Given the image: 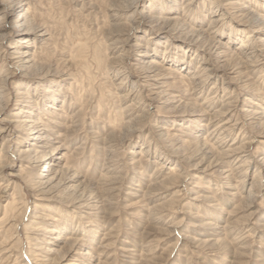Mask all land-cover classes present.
<instances>
[{
	"label": "rangeland",
	"instance_id": "1",
	"mask_svg": "<svg viewBox=\"0 0 264 264\" xmlns=\"http://www.w3.org/2000/svg\"><path fill=\"white\" fill-rule=\"evenodd\" d=\"M123 1L30 0L29 10H32L31 13L33 12L32 14L35 16L33 18H35L36 22L49 26L48 32L50 34L46 44L36 45H39L35 49L36 52H39L35 57L38 69L33 72L31 80L39 81L40 84L36 89L32 83L27 85L29 87L28 90L31 92L29 95L32 96V93H35L39 98L41 96L40 99L44 98L46 96V87L53 80L58 84L62 92V95L57 97L58 100L54 106L60 108L64 96L67 101L65 105H68L72 101L73 106H71L72 110L67 111L68 113L64 109L66 106H63L65 113L55 111L56 113L49 114L48 118L50 117V119L57 120L58 122H67L65 124L68 126L67 115L71 112L80 111L76 115V120L78 118L76 131L74 133L69 132L70 134L66 133L64 139L60 140V143L67 147V159L62 164L69 167L76 174H80L79 182L73 183L70 188H64L62 194L52 198L53 200L44 201L38 209V211L48 214V218H55L56 223L61 227L58 233L69 240V243L66 239L59 243L58 251L48 257L50 258L48 264H66L67 260L61 261L59 259L63 255L66 256L64 259L74 258L75 261L72 262L73 264H77L82 259L84 260V256L79 253L91 250L96 253L104 252L103 256H101V261L104 264H130V260L122 257L118 248L128 245L127 243H130L129 241L133 239L140 241L137 237H134V234L150 231L149 226L151 228L154 227L157 232H153L151 236L148 235L142 239L149 242V246L139 256V258L144 259L142 264H264V200H246L238 196L231 197L227 194L228 191L224 185L226 182L223 181L224 179L221 178L218 172L208 173L202 179L194 178V175H198L199 173H196V170H193L190 165L194 164L192 159L198 157L196 154L200 146L196 140L197 138L194 140V135L196 133L200 136L204 135L206 131L204 124L208 119V115L203 116L201 119V131L197 132L196 128L190 125L189 122H180L179 124L183 127L179 124L175 126L170 125L168 121L160 122V119L170 114L168 110L171 107L169 108L164 103L154 102V106L148 109L147 104L149 101L143 97L141 101L139 100L140 104L137 105L138 107L136 104L132 106V109L126 107L127 104L122 95L136 79V73H133L135 77H128V71H130L128 66H130L132 58L138 51L137 49L130 50L129 53L126 52L125 56H120L121 51L119 48L114 49V46L111 44L117 38L114 36V31L117 28H114L112 25L114 24V18L111 16L113 10L110 9H114L116 3ZM243 1H251L252 5L258 2L264 6V0H255V2L253 0ZM203 3L208 7L212 3V0H203ZM165 6H162L159 0H144L143 3L145 10H157ZM198 6L194 13H190L192 15L190 17L196 15L200 19L202 12L199 9L200 5ZM176 8L179 14L183 11L178 6ZM228 17L223 23V41L227 40L230 25H234L230 20V15ZM201 20V26L205 28L209 17L201 16ZM145 21L151 23L149 20ZM157 27L159 26L156 24L152 27L144 26L143 28H146L148 31L146 35L139 32L132 39H136L138 43H143V46L147 47L146 49L149 52L153 49L161 51L166 46L164 43L167 37L171 41L177 40L174 32L168 31L161 34L156 30ZM149 33L154 38L160 37L159 35L162 36L161 39H158L159 44L154 45L155 41L153 43L148 41ZM240 33L235 36L236 38L233 43L230 44L232 48L243 39L245 32ZM181 51H179V54H182V59L184 58V62L186 63L193 54V51H184V49H181ZM119 61H122L121 65L126 68H121L124 70L121 72L122 75L116 77L115 73L119 66ZM196 65L197 62L193 61V66ZM121 69L119 67L118 70ZM62 73L65 74L63 75ZM261 73L257 70L251 75L252 80L248 82L251 84L250 87H254V91L261 94L255 93L252 94V98H248L252 102L263 106L264 75L260 76ZM58 74H61V78H58ZM122 78L125 83H120ZM16 81V84L13 85L14 88L27 84L23 82L22 78H17ZM214 82L215 78L203 84V93L195 100L196 103H200L204 99L208 93V89ZM169 85L181 90L188 87H186L184 81L177 78L172 79ZM241 87L244 88L245 86ZM238 92H240V89L233 91L230 97H234ZM255 96L257 98H254ZM138 97L139 95L137 94L134 102L137 101ZM44 99L46 100V98ZM218 105L216 104L215 106ZM193 107L195 106H189L191 109ZM262 108L264 109V106ZM6 110L7 112L15 111L13 102L9 103ZM126 112L131 117H135L136 115L134 120L129 121L130 124H127V119H125L124 114ZM132 122L135 126L140 124L144 126L142 129L140 127L129 133H125V126L128 125L129 127ZM155 125L164 126L166 130L168 129L166 135L160 136ZM47 126H49V129H56V127H52V124L47 123ZM245 128L248 130V138L250 136V138L258 139V142L252 145L250 154L262 153L264 151V139L257 137L259 128L250 127L246 124ZM111 133H114V137L111 138L112 141L110 143L107 142V147L103 148L105 145H100L102 148L98 149L99 143L97 141L108 138L107 136ZM235 134L236 131L233 132L232 136ZM124 135L126 137L121 140ZM262 140L263 143H260ZM52 144L50 143L49 145ZM110 148L113 150L111 160L117 159L115 165H112L113 162L106 155ZM173 149H178L177 155L180 158L177 157L176 159L171 155L167 158L166 151ZM162 154L166 156L164 158L165 161H162L169 168H162V161L159 160ZM178 158L181 160L176 162L179 160ZM132 161H134L133 164L135 165L129 164ZM125 162L127 163L124 164ZM23 167L21 168L23 178L17 179L16 184H11L9 191H6L4 188V180L8 179L7 174H3V176L0 174L3 178V180H0V264H32L30 261L31 246L33 243H42L41 238L39 239L37 235L29 231L30 221L34 213L32 207L34 195L31 194L26 182L28 181L27 178L31 175L30 168ZM111 167L114 168L112 169ZM104 170L110 171L108 175H115L116 171L121 176L123 175V179L119 185L121 186V191L119 193H110L109 190H106L108 188L106 185L99 184L98 187H100H97L99 190L96 196L99 200H103V205L97 213L91 216L85 214L83 212L85 210L82 211L68 207L66 200L71 195L80 193L83 189L85 191L93 189L90 187L91 180L98 179ZM18 171L20 172V170ZM68 173L71 172L68 171ZM255 173V170H253L249 176L245 173L241 174L243 177L240 174L234 176L233 180L238 181L236 190L240 196L246 195L249 184L252 181H256L254 177ZM184 176L187 179L183 180L182 177ZM244 178L247 181L242 186ZM263 178L264 174L261 175V180ZM131 183H133L132 185H138L137 187L140 189V192L137 193L138 197H130L124 194V191L127 190L126 187ZM152 183H154V186L149 190L151 196H148V193L147 196L146 194L144 195V192L148 189V185ZM176 185L181 186L175 188L174 186ZM168 187H172V191H168ZM97 189L94 191L96 192ZM4 192L6 194L10 193L11 196L6 198ZM197 194L202 196V198L198 201L192 200V197ZM204 197H209V199ZM250 205L251 208H249ZM163 209L169 212L165 213L166 215L164 214L165 216L160 220H144L150 211L153 212V216L155 217V213ZM182 212H185V214ZM194 214H200L201 220L199 218H192ZM196 220L203 221V223L210 221L221 226L228 224V226L223 229L221 234L212 236L213 245L207 246V248L195 249L189 241H180L181 236L179 235L182 233L193 236L194 232H191L192 224ZM48 222L49 224L52 223L50 220H46L43 223ZM91 224L95 226L100 225L92 242L88 238V236H91L89 229V225ZM170 224H179L181 226V230H178L179 234H173L165 242L164 240L154 242V239L161 237V232L166 230ZM80 226H85L83 227L85 231ZM109 230L112 232H110V238L107 240L110 248L106 250L100 248L98 245L102 238V234L100 233ZM211 231L212 229L209 230L205 225L200 229V232L205 235L211 233ZM158 232L159 234H157ZM208 234L206 237L210 236ZM244 235H247V237L242 239L244 245L240 246L238 245V240ZM74 237L86 239L90 248L73 244L69 238ZM195 237L197 238V236ZM238 247L244 248L239 249ZM165 249H167L165 252L169 253L162 255L163 257L160 259H154L155 256L160 255ZM210 249L211 251H209Z\"/></svg>",
	"mask_w": 264,
	"mask_h": 264
},
{
	"label": "bare ground",
	"instance_id": "2",
	"mask_svg": "<svg viewBox=\"0 0 264 264\" xmlns=\"http://www.w3.org/2000/svg\"><path fill=\"white\" fill-rule=\"evenodd\" d=\"M253 1L255 2V0ZM159 2L162 6H166L157 10H145L143 7L144 0H124L123 2L116 3L114 9H110L113 10L111 16L114 18V24L112 25L114 28H117L114 31V36L117 38L111 43L112 46H114V49L119 48L121 51L120 56H125L126 52L129 53L130 50L137 49L138 51L132 58L130 66H128L130 70L128 71V77H133V73H136V77L134 76L136 79L122 95V98L127 104L126 107L132 109L134 104L136 106L140 104L143 97L149 101L147 104L148 109L154 106V102L164 103L169 108L171 107L172 110L170 108V111L168 110L170 114L160 119V122L168 121L173 126L180 122H189L190 125L196 128L197 132L201 131V119L203 116L208 115V119L204 124L206 129L204 135L193 134L195 137L194 140L197 138L196 140L200 144L199 148L197 146L198 150L196 155L198 157L193 158L194 164L192 166L190 165L193 170H196V173H199L198 175L195 174L194 178L202 179L208 173L218 172L221 178L224 179L223 181L226 182L224 185L228 191L227 194L231 197L238 196L246 200H264V178L261 180V175L264 174V151L260 154H250L252 145L258 142V139L250 138V136L248 138V130L245 128V124L250 127H258L257 137L264 139V109L262 108L264 105L262 106L256 102H252L248 98L255 93L261 94L254 91V87H250L251 84L248 82L252 80L251 75L257 70L262 72L260 76L264 75V6L258 2L252 5L251 1L243 0H212V3L208 7L203 3V0H159ZM30 4V0H0V67H2L0 69V174L1 176L7 174L8 179L4 180V188L6 191H9L11 184H16L17 179L23 178L21 168L23 166L30 168L31 175L27 178L28 181L26 182L31 194L34 195V202L32 204L34 213L30 221L29 231L42 240V243H33L31 246L30 261L32 264H48L50 260L48 257L58 251L59 243L66 238L58 233L61 227L56 223V219L48 218V214L40 212L38 209L44 201L61 195L64 188H70L80 178V174H76L69 167L62 164L67 159V147L60 143V140L66 136V133H74L76 131L78 120V118L76 120V115L80 111L71 112L67 115L68 126L65 124L67 122H58L57 120L50 119V117L48 118V115L56 113L55 111L65 113V111L72 110L71 106H73L72 101L68 105H65V102H67L65 96L60 108L54 106L57 103V97L61 96L62 92L58 84L53 80L46 87V96L44 98L47 101L44 98L40 99L41 96L39 98L35 93H32V96L29 95L31 92L28 90L29 87L27 85L32 83L36 89L40 84L39 81L31 80L34 74L33 72L38 69L36 67L37 61L35 57L39 52H36L35 49L39 45H36L46 44L50 34L48 32L49 26L35 21V18H33L35 16H33V12L31 13L32 10H29ZM198 5H200L199 9L202 12L201 16L209 17L208 24L205 28L201 26V16L200 19L196 15V18L195 16L190 17L192 16L190 13H194L195 9L199 7ZM177 6L183 10L180 14L177 12ZM254 7L257 8L255 9ZM211 14L212 16H210ZM229 15L234 25H230L227 40L223 41V23L229 18ZM145 20H149L151 23H147ZM155 24L159 26L156 29L159 33L163 34L172 31L177 40L171 41L167 37L164 43L166 46L161 51L153 49L149 52L146 49L147 47L143 46V43H138L136 39L132 38L139 34V32L146 35L148 31L143 27H152ZM240 32H245V35L232 48L230 44L233 43L236 38L235 36ZM150 34L148 41L152 43L155 41L153 43L154 45L159 44L158 39H161L162 36L159 35L160 37L154 38ZM181 49H184V51H193V54L186 63L184 62V58L182 59V54H179ZM193 61L197 62L196 66H193ZM121 63L122 61L118 62L119 66L116 69V77L122 75V70L126 68ZM119 67L123 69L118 70ZM60 75H57L59 76L58 78H61ZM17 78H22L24 80L23 82L27 84L14 88L13 85L16 84ZM174 78L184 81L186 87L188 86L187 89L181 90L169 85V82ZM213 78H215V82L208 89L207 95L200 103H196L195 100L203 93V84ZM122 80L123 78L120 80V83H125ZM242 84L245 86L244 88L241 87L243 86ZM239 89L240 92L231 98V93ZM137 94L139 97L135 103L134 98ZM254 98H257V96ZM11 102H13L15 111L7 112L6 108ZM216 104L219 105L215 106ZM39 105L40 107H38ZM63 106L67 107V109L66 107L64 108L65 111L63 110ZM189 106L195 107L191 109ZM128 114L126 112L124 115L126 117L125 119H127V124H130L129 121L134 120L136 115L135 117H131ZM47 123L52 124V127H56V129H49ZM137 123L139 124V122ZM143 126L142 124L135 126L132 122L129 127L128 125L125 126L124 131L125 133H129L140 127L142 129ZM155 127L158 129L160 136L166 135L168 129L166 130L164 126L155 125ZM235 131L236 134L232 136ZM107 137L97 141L99 143V145L97 144L98 149L102 148L100 145H105L103 148L107 147L106 144L112 141L111 138L114 137V133H111ZM125 137L126 135L121 140ZM50 143L53 144L49 145ZM260 143H263V140ZM177 150H167L165 153L167 158L171 155L177 159L179 157ZM112 151L110 148L106 154L109 160L113 156ZM165 157L162 154L159 160L162 161ZM116 160H111L113 162L112 165L116 164ZM164 161L161 162L162 168H169ZM133 162L129 164L132 165ZM111 168L113 169L114 167ZM17 170H20V172H17ZM253 170L256 172L254 174L256 181H252L249 184L246 195L240 196L236 190L238 181L233 180V178L235 175H241L243 173L249 176ZM68 171L71 173H68ZM104 171L98 179L91 180L90 187L93 188L91 189L92 191L90 189L89 191L83 189L80 193L71 195L66 200L68 207L82 211L85 210L83 212L91 216L97 213L103 205V200H99L96 196L99 190L97 189L99 184L106 185L108 187L106 190H109L110 193H119L121 191V186L119 185L121 184L123 175L121 176L118 171H116L117 173L115 175H108L110 171ZM1 176L0 180H3ZM182 179L187 178L184 176ZM246 181V178H244L242 186L245 185ZM132 184L126 187L127 190L124 191V194L130 197H138L137 193L140 192V189L137 187L138 185ZM153 184L148 185V189L146 188L147 191L144 192V195L146 194L147 196L148 193V196H151L149 190L154 186ZM178 186L181 185L174 187L176 188ZM171 188L168 187L166 189L169 191ZM95 189H97L96 192L94 191ZM4 193L6 198L11 196L10 193ZM201 198L202 196L197 194L192 197V200L198 201ZM204 198L209 199V197ZM249 208H251V205ZM168 212L166 209L158 210L154 217L153 212L150 211L144 220H160ZM182 213L185 214V212ZM200 217V214H194L192 218L200 219ZM85 218L87 219V217ZM46 220H50L52 223L49 224L48 222L45 225L43 222ZM200 220H196L192 224L191 232H194L193 236L182 233L179 235L181 236L180 241H189L195 249L207 248V246L213 245L212 236L221 234L223 229L228 226V224L221 226L210 221L203 223ZM204 225L209 230L212 229L209 237H206L208 233L205 235L200 232V229ZM89 226L91 236H87L92 242L95 239V233L98 232L100 225L95 226L91 224ZM80 227L85 231V228L83 229L85 226ZM149 228L150 231L137 234L133 233L134 237H137L140 241L133 239L129 241L130 243H127L128 245L118 248L122 257L130 260V264H142L144 261L139 256L149 246V242L143 241L142 239L148 235L151 236L153 232H157L154 227L151 228L149 226ZM179 229L181 230L179 224H170L166 230L161 232L162 236L157 239L155 238L154 242L167 241L173 234H179ZM110 232L109 230L100 233L102 234L100 244L98 245L100 248L106 250L110 248V244L107 243L111 235ZM246 237L247 235L241 237L238 240L239 243L237 242L238 245H244L242 239ZM69 239L73 244L90 248L86 239L82 237ZM67 242L69 243V240ZM238 248L242 249L244 247ZM165 251L167 249L164 252L162 251L160 255L155 256L154 259H160L163 257L162 255L169 253ZM149 253L151 252L149 251ZM79 254L84 256V260L82 259L77 264H104L101 261V256L104 254L103 251L96 253L91 250ZM63 256L59 259L61 261L67 260L66 264H73L72 261H75L74 258L64 259L66 256Z\"/></svg>",
	"mask_w": 264,
	"mask_h": 264
}]
</instances>
